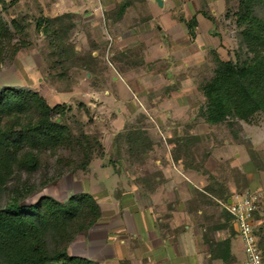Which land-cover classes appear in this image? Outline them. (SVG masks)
Listing matches in <instances>:
<instances>
[{
    "label": "rangeland",
    "instance_id": "1",
    "mask_svg": "<svg viewBox=\"0 0 264 264\" xmlns=\"http://www.w3.org/2000/svg\"><path fill=\"white\" fill-rule=\"evenodd\" d=\"M161 1L159 7L154 0H0L7 23L29 25L30 42V48L3 61L0 89L21 87L37 92L51 107L66 105L67 123L80 122L84 133L98 136L104 150V157H94L85 171L72 169L69 159L77 154L60 150L45 154L38 172H15L10 178V188L36 186L24 205L42 196L65 201L90 193L96 198L103 218L77 238L71 255L107 264L101 257L107 245L118 251L136 247V240L120 237L123 233L137 231L141 240L146 238L141 234L151 229V221L141 209L136 213L137 190L148 186L151 193L162 186L169 154L182 160L183 171L204 177L201 190L194 189L186 204L210 239L216 240L218 226H224L223 237L231 233L226 199L261 194L245 187L236 164L242 170L264 169V115L215 126L201 115L200 86L213 75L215 59L242 61L249 55L235 23L238 0ZM121 6L126 9L119 16ZM63 15H70L64 20L73 24L67 41L78 58L59 76L62 70L53 67L49 42L33 22ZM259 15L264 18V8ZM192 17L197 21L194 38L181 22ZM18 39L15 35L13 42ZM180 177L178 190L183 192L185 178ZM230 186L236 191L230 193ZM170 199L165 194L156 201ZM254 230L264 237L263 226Z\"/></svg>",
    "mask_w": 264,
    "mask_h": 264
},
{
    "label": "trees",
    "instance_id": "2",
    "mask_svg": "<svg viewBox=\"0 0 264 264\" xmlns=\"http://www.w3.org/2000/svg\"><path fill=\"white\" fill-rule=\"evenodd\" d=\"M263 8L264 0H238L235 23L249 55L242 61L215 59L213 75L200 86L204 98L201 115L208 125L250 122L257 114L264 115V18L259 15ZM125 9L126 6L119 7V16ZM69 18L70 15L39 17L33 22L49 42L53 67L62 70L59 76L75 64L73 58H78L67 41L73 24H64V20ZM181 22L194 38L196 17ZM28 27L17 20L7 23L0 15V69L6 58L30 48L26 40ZM15 35L17 42H13ZM69 112L66 105L49 106L31 90L0 89V264H102L69 253L76 239L101 220L100 204L92 194H73L65 201L42 196L36 203L24 205L22 202L37 190L36 186L21 183L9 187L15 172H38L48 152L67 150L77 154V159H69L74 171H85L94 157H104L98 136L84 133L80 122L72 126L67 123ZM173 160L182 161L175 156ZM227 214L231 232L228 237L216 241L207 233L202 236L210 259L224 263L230 261L231 240L237 234L233 218ZM255 234L258 237L256 231ZM257 240L264 261V239Z\"/></svg>",
    "mask_w": 264,
    "mask_h": 264
},
{
    "label": "crops",
    "instance_id": "3",
    "mask_svg": "<svg viewBox=\"0 0 264 264\" xmlns=\"http://www.w3.org/2000/svg\"><path fill=\"white\" fill-rule=\"evenodd\" d=\"M162 168V189L158 187L154 189V192L150 193L148 186H145L141 190H137V195L141 199L136 202L138 204V206L136 204V213H139L141 209L143 212L140 213L142 217L146 218L147 216L151 221V229L141 234L145 235L146 238L141 240V236L137 231L132 233L130 230L123 233V236L121 235L120 237L124 239L130 238L129 240H132V243L136 240L134 243L136 247L132 246L129 250L118 251L112 244L107 245V248H104L105 252H102L103 261L107 264H247L243 245L239 244L240 239L237 234L231 240L229 263H224L218 259H210L208 247L202 240V233L205 229L198 227L195 220L197 216H194L193 212L187 209L186 204L194 189L201 190L205 182L204 177L198 172L195 174L183 171L179 162H174L171 154H169V158L166 159ZM236 168L243 175V179H245V187L261 192V198L254 215V228L264 227V169L253 170L248 167L242 170L238 161ZM180 175L185 178L183 192L178 190V182H182ZM228 190L233 193L236 191V187L230 186ZM165 194L171 196L172 199L158 203L156 201L157 196L162 197ZM177 195H179V198L181 197L180 201L176 200ZM230 202L231 200H228L227 205ZM126 213L128 214L127 211ZM197 214H201V210H198ZM100 221L89 232L93 231ZM122 222L125 228L130 229L129 223ZM142 229H144L143 226ZM234 229L236 231L235 226ZM131 233L132 236L130 235ZM215 237L216 241L225 238L222 235V230L218 228L215 231ZM139 239L140 244L137 243ZM121 242L124 241L122 240Z\"/></svg>",
    "mask_w": 264,
    "mask_h": 264
},
{
    "label": "built area",
    "instance_id": "4",
    "mask_svg": "<svg viewBox=\"0 0 264 264\" xmlns=\"http://www.w3.org/2000/svg\"><path fill=\"white\" fill-rule=\"evenodd\" d=\"M260 197L259 192L235 195L230 204L226 206L227 212L233 218L237 237L242 242L247 264H264L254 231V212L258 207Z\"/></svg>",
    "mask_w": 264,
    "mask_h": 264
},
{
    "label": "water",
    "instance_id": "5",
    "mask_svg": "<svg viewBox=\"0 0 264 264\" xmlns=\"http://www.w3.org/2000/svg\"><path fill=\"white\" fill-rule=\"evenodd\" d=\"M154 1L157 3V5H158L159 7L162 6V1H161V0H154Z\"/></svg>",
    "mask_w": 264,
    "mask_h": 264
}]
</instances>
